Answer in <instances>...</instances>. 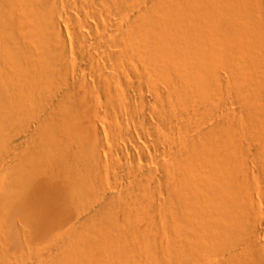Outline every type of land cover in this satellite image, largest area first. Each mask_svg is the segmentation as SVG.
<instances>
[{"label": "bare ground", "instance_id": "bare-ground-1", "mask_svg": "<svg viewBox=\"0 0 264 264\" xmlns=\"http://www.w3.org/2000/svg\"><path fill=\"white\" fill-rule=\"evenodd\" d=\"M0 264H264V0H0Z\"/></svg>", "mask_w": 264, "mask_h": 264}]
</instances>
